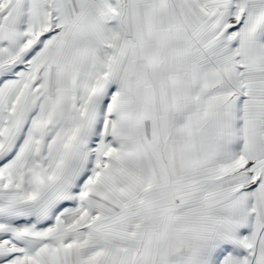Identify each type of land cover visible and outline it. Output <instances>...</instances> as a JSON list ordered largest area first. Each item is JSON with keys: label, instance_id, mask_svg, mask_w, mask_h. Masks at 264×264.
Listing matches in <instances>:
<instances>
[{"label": "snow or ice", "instance_id": "6c2138e0", "mask_svg": "<svg viewBox=\"0 0 264 264\" xmlns=\"http://www.w3.org/2000/svg\"><path fill=\"white\" fill-rule=\"evenodd\" d=\"M0 264H264V0H0Z\"/></svg>", "mask_w": 264, "mask_h": 264}]
</instances>
